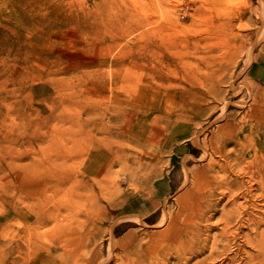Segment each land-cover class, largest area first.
I'll return each mask as SVG.
<instances>
[{
  "label": "rangeland",
  "instance_id": "rangeland-1",
  "mask_svg": "<svg viewBox=\"0 0 264 264\" xmlns=\"http://www.w3.org/2000/svg\"><path fill=\"white\" fill-rule=\"evenodd\" d=\"M115 1L118 0H0V264H31V255L36 250L32 247L36 244L28 248L23 245L18 258L25 257V263L22 260L15 262L18 252L10 253L13 231L21 228L22 235L26 234V228H22L25 220L17 217V220L12 221L7 213L12 163H25L26 158L22 157L27 155L24 153L30 148L35 150L38 147L42 136L40 134L44 131L54 133L55 130L56 133L64 134L72 129L76 131L79 123L83 122L90 126V158H93L94 152L107 148L108 145L111 149L107 159L114 156V153L131 159L126 171L133 178L130 183L126 182L123 179L126 172L118 165L105 170L103 176L98 175L103 165L96 164L93 159L87 162V169L80 168L83 175H90L94 179L98 177L96 180L103 177L107 184L112 178L119 180L116 195L110 197L114 206L105 205V202L100 207L97 202L92 206L85 201L67 202L69 205L63 207L59 219L65 214L72 218L83 217L87 220L84 222L85 232L65 235L59 228L58 231L54 229L53 222L42 227L38 242L36 241L40 247L36 246L40 250L39 255L48 261L38 264H125L132 262V258L139 253L151 256L147 258V262L152 264L159 261L173 264L177 252L187 256L192 245L202 242L205 237L207 240L204 250L187 264H260L254 258L257 254L254 239H260V234L256 235L254 229H237L235 220L234 224L231 223L230 230L228 229L234 231L233 237L229 234L222 235V225L218 224L216 228L194 233L188 239L190 241L180 247V251L177 245L176 248L163 251L159 241L165 237V225L160 222L162 211L176 209V197L188 187L183 184L185 173L189 174L190 180L194 171L208 160L197 159L202 155L198 143L209 140L221 128L243 125L248 121L247 109L251 100L246 97L243 87L239 86L237 90L235 85L243 81L254 93L264 98V49L261 50L264 40L258 38L264 28V0L221 1L223 14L218 19L222 20L226 11L233 15L231 31L226 36L232 53H227L229 57H226L220 71H223L220 74L223 81L220 79L219 85L216 84L218 96H208L209 102L187 103V107L183 106V113L178 108L180 104L177 95L181 87L177 83L185 76L190 64L193 66L198 61V56L179 50L189 43V39L207 36L210 15L204 0H134L135 13H154L152 18H158L153 26L162 27L167 33V39L171 38L168 39L171 40V50L160 45L157 40H140L139 37L147 29L145 27L128 34L122 33L120 24L128 21L124 15V4H130L131 0ZM160 20L165 23L162 24ZM247 33L256 39L251 55ZM203 42L207 43L206 39H202L200 47ZM150 43L155 48L153 53L145 48ZM142 45L144 49L141 48ZM145 71L146 80H142L141 84L136 82V77H140V73ZM148 83L153 91V98L163 110H168L167 116L154 118L155 114L164 112L162 110L145 118L141 117L148 104L147 101H138L135 94L138 97L148 87ZM230 84L235 91L230 90ZM114 95L119 101L113 98ZM240 98L247 99V106L241 108L234 104ZM224 100H230V103L225 115L219 117ZM107 104H117L118 108L112 107L108 114ZM208 107L212 109L209 110ZM110 112L116 114V120L109 119ZM192 120L196 122L193 121L192 124ZM102 124L110 125L109 133L97 131V126ZM94 141L98 144H94ZM124 144L130 147L125 148ZM149 146L150 148H146ZM234 149L233 143L226 146L228 151ZM217 158L218 156L214 157ZM245 160H251L250 153ZM83 166L84 164L81 165ZM245 179H238L237 189H242ZM55 197L61 203L70 198L67 192H58ZM240 202L241 199H238L237 203ZM260 203L262 202L259 201ZM220 207L208 222L202 223L216 222L222 212ZM210 213H206V216ZM134 215L142 219V224L131 222V216ZM249 232L250 239H247L245 234ZM84 234L87 240L79 239L73 245L64 240V237L74 239ZM54 238L60 240L57 241L58 248L48 250L53 248L51 243ZM244 250L248 254L246 262L240 259ZM56 252L59 256L55 255Z\"/></svg>",
  "mask_w": 264,
  "mask_h": 264
},
{
  "label": "bare ground",
  "instance_id": "bare-ground-1",
  "mask_svg": "<svg viewBox=\"0 0 264 264\" xmlns=\"http://www.w3.org/2000/svg\"><path fill=\"white\" fill-rule=\"evenodd\" d=\"M118 1H115V2H118ZM122 1L127 2V0H122ZM221 1L222 0H204V4L209 9L208 14L210 15L209 16L210 17V28L206 30L207 36H203L202 38L196 37L194 39H189V43L187 45H184V47L182 48L180 47L181 48V49L179 48L180 50L178 49L180 52L184 51L186 53L189 52L190 54L195 53L198 56V61H196V63H194L193 66L192 64H190L189 69L187 70L185 76H183L180 79V81L177 83L178 87H181V90L178 92V95H177L180 105L179 107L178 106L176 107L179 108L181 113H183L185 109L183 108V106L187 103L188 104H190V102L195 103V104H197L198 102L202 103L208 100V96L210 97L212 96L214 98L218 96L219 92L216 90V84H218L220 82V79H222L220 77V74L223 72L222 71L220 73V71L223 65L225 64L224 62H226V59H227L226 57L228 56L227 53L229 54L232 53V51L229 50V48L231 47V44L230 42L227 43L228 40L226 39V36L231 31L233 15H231L230 12L227 13L226 11V13L224 14V18L222 20L218 19V16L220 14H223L222 6L220 4ZM134 2H135L134 0H131L130 4L129 3L124 4L125 10H126L124 12V15H126V17L128 18V21L125 22L124 24H120L122 33L128 34L135 29L139 30L145 27L147 29L139 37L140 40H145L147 42L157 40L159 44L164 45L165 48L170 49V50L173 49L169 45V42L171 40L168 41V39H171V38L167 39V33L163 31L164 29L162 27L158 28L159 26L158 27L153 26V24L156 22V19L158 20V18L156 19L152 18L153 17L152 15L154 13H150V14L146 13L144 15L137 14V12L135 13L133 11ZM110 6L112 5L110 4ZM119 6L121 5L119 4ZM262 17L264 19V14ZM161 22L163 24L164 21H161ZM196 24L200 25V23H196ZM243 27H246V26H243ZM199 28L201 29V27ZM206 28H208L207 24H206ZM196 32L198 31L196 30ZM144 34H147V37L146 36L144 37ZM246 36L247 37L249 36L248 37L249 50H250V55H251L255 47L256 39H254L253 36L248 33ZM258 38H260V40L262 41L264 40V28H263V31L259 34ZM202 39H206L207 43L204 44L203 42V46L200 47L199 44L202 41ZM151 45L152 44L150 43L145 48H147L149 51L153 53L155 51V48L151 47ZM141 48L144 49V46L142 45ZM262 49H264V41L261 47V50ZM226 76L224 77L226 78ZM145 77H146V71L141 72L140 77L139 76L136 77V82L138 81V83L141 84L142 80L143 81L146 80ZM228 79H226V81ZM143 84L144 83H142V85ZM229 86L232 92L236 90L231 84L228 85V87ZM235 86H237V90H239L238 89L239 86L243 87L247 95L246 97L248 98V100H251V102L249 101L250 104L248 105L249 108L247 109L248 110L247 111L248 121L247 123H244L243 125H235L234 127H231V128H221L218 131L214 132L209 140H204L203 143L201 142L200 144L198 143L199 147L202 150V155L200 158L198 157L197 159L204 160L205 158H208V160L204 165H202L201 167L197 168L196 171H194L192 178L190 180L188 178L189 174L187 172L185 173V179H184L183 184L188 185V187L184 190L183 193L179 194L176 197L175 199L176 209L173 208L169 210H164L162 208L164 211H162L160 222H162L165 225L164 231H163V235H165V237L160 239L159 244L163 251L169 250L170 248H176V245L178 246L177 249L180 251V247L184 243H186V241H190L188 239L192 237L194 233L197 234L198 231H200L201 233L202 230L207 231L211 228H214V227L216 228L218 227V224L222 225L220 228L222 235L229 234L231 237H233L234 231L233 230L228 231V229L231 223H233V220H235L236 223L238 224V226L236 227L237 229H244V228H246L247 230L254 229V232L256 233V235L260 234V239H254L256 240L254 247L256 246L255 251L257 253L256 256L254 257L256 260L255 259L254 260L256 262H260V264H264V98L258 95V93L256 92L254 93L250 89V87H248V85L245 84L243 81L239 82L238 85H235ZM148 87L146 86L143 92H141V94L138 95V97L136 95L137 93L135 94V98L138 101H147L146 103L148 104V108L145 109L141 113L142 115L141 117H144V118L149 116L150 114L156 113V111L161 112L163 110L159 102L153 98V94H152L153 91L150 87V84L148 85ZM113 98H115L116 101H119L116 95H114ZM241 98L239 100L237 99L238 101H236L234 104L242 108L244 106H247L248 103L246 101L247 99L244 100ZM148 101L151 104H149ZM209 101L210 99L208 100V102ZM229 101L224 100L223 104L221 102L223 107L221 108L222 110L219 114V117H223L225 115L226 108L228 104L230 103ZM107 106L108 107H106V109H108V114H109V110H111L112 107L113 109L117 107V104L115 105L107 104ZM213 106L214 105L212 104V107ZM255 106L257 107L255 108ZM170 107H171V104H170ZM212 107L211 108L208 107V109L210 110L212 109ZM163 111L164 112L162 113L164 114L162 113L158 115L155 114L154 118L167 116L168 110L164 109ZM189 111H192V110H189ZM112 113L113 112H110L109 119L116 120V117H117L115 116L116 114L114 115ZM173 113H177V112H173ZM205 116H207V114H205ZM214 118H217V117H214ZM174 120H176V118H174ZM177 120H182V119H177ZM193 121L195 120H192V124H193ZM200 129L202 130V128ZM110 130H111V127L108 124H102V125L97 126L98 132L109 133ZM47 132L48 130L40 134L42 136L40 137L39 145L35 150H32L33 148H30L28 151L24 153V155H27V156L22 157V159L26 158L25 163H22V164L12 163L13 165L11 167V175L9 178V193H8L9 194L8 195L9 209L7 213H8V217H10L12 221H14L17 217L18 218L21 217L22 219H24L25 221L23 223L22 228H26L25 236L22 235L21 228L18 231L14 230L12 234V239L10 242V247H11L10 253L18 252L16 255L17 261L15 260V262H18V260L19 261L22 260V263L23 262L25 263L24 261L25 257L18 258L20 256L19 253L21 252L23 245H25L24 247L26 248L30 247L33 244L34 245L36 244L38 247H40L37 244L38 242L37 239L40 235V229L48 225L51 222H53L55 230L58 231V228H59L60 231L65 235L71 236L72 234H77L79 232L80 233L85 232V230L83 231L84 225H85L84 222L87 220H85L83 217L72 218V216L68 217L65 214L61 220L59 219L61 210L64 209L63 207L66 208V206L69 205V204L68 205L66 204L67 202H71L72 200L73 201L75 200L77 202L85 201L87 204H90L91 206L92 204L97 202V206L99 207L100 205H103V203L105 202V205L110 204L111 205L110 207H113L114 205L111 200L112 198L110 197L112 196L114 197L119 189L118 187L119 180L117 178L110 179V183L107 184L105 183L103 177L101 178V180H96L98 177L94 179L90 175L82 174V171L80 168L85 169L87 167V162L89 163L91 159L89 156L90 151H91L90 145H89L91 141V133H90V126H88L86 122L79 123V129H76V131L72 129L68 133H64V134H60L58 132L56 133L55 130H53L54 133H50L52 131H49V133ZM177 132L179 131L177 130ZM194 136L196 135L194 134ZM120 142L124 143V141H120ZM144 142L146 143V141ZM229 143L235 144L234 150L232 151L226 150V146ZM94 144H98L97 141H94ZM116 145L118 146L119 144H116ZM126 146L127 145H125V148H127L128 146L130 147V145H128L127 147ZM120 147L121 146H119V148ZM122 147L124 146L122 145ZM143 147H145V145ZM146 148H150V146ZM110 149L111 148H109L107 145V148L106 147L101 148L98 151L94 152V154H92L93 156L92 159L95 161V163L99 165L101 164L103 165L98 175L103 176L104 175L103 173L105 170L107 171L111 169V167L118 165L122 170L126 172V175L124 176L123 179L126 180V182L130 183L133 177L130 173L126 171V168L130 166L131 159H129L128 156L126 157L120 156L119 153L118 154L114 153V156H113L112 154L115 151L114 148H113L114 151L111 150L113 151L111 152L112 157L107 159L108 152L110 151ZM134 149L136 148L134 147ZM141 151H143V149ZM122 152L125 153L124 151ZM249 153L251 154V160L246 161L245 158L247 155H249ZM129 154H130V151H129ZM214 155L218 156V158L214 159L215 157ZM139 156H140V153H139ZM232 160H234V163H231ZM138 163H140V161ZM82 164H84L83 167H81ZM245 177H247V179H245ZM239 178L245 179L242 182V186H243L242 189L236 188V182L238 181ZM108 179H109V176H108ZM48 191H50V193H47ZM58 192L59 193L67 192L68 197L70 198L67 199L65 202L61 203L60 200L57 197H55ZM238 199H241L240 203H237ZM259 201L262 203L259 204ZM228 206H230L229 209L227 208ZM219 207H220V211H222L220 218L212 224L210 223L203 224L202 223L203 221L208 222L209 219L213 215L218 213ZM208 212H211V213L206 216V213ZM84 216L88 219L87 215H84ZM131 219H132L131 222L142 224V219H140L139 217L135 215L131 216ZM154 226L157 227V225H154ZM85 236H86L85 234L83 236L78 235L74 239L67 238V237L65 239L64 237V240H66L67 243L71 242V244L73 245V243H76V241H78L79 239L83 241L87 240L85 239L86 238ZM245 236L246 238L249 237L250 239V232L245 234ZM206 240L207 238L205 237L202 242L200 243L198 242V244H193L191 251L188 253L187 256L182 252H177L176 256L174 257L175 263L173 264H187V262H189L190 259L197 256L204 250L205 245H206L205 244ZM57 241L60 242V240H56L55 238L52 239L51 244L53 248H48V250L57 249L58 248ZM212 242L214 245L215 239L214 241L212 240ZM36 245L32 247H34V249H36L37 252H35L36 250L35 251L32 250L33 253L31 255V252L28 251L30 252V255H31V261H32L31 264H38V262L44 263L45 260L48 261L47 258H44L39 255L40 253L38 251L40 250L37 248ZM245 245H247V243ZM174 250L175 249H173V251ZM245 251L246 250H244V252L241 253L240 259L242 261H245V260L248 261V254L245 253ZM28 252H26L27 255H28ZM222 252H223V249H222ZM26 253H25V256H26ZM56 254L59 256L58 252H56L55 255ZM249 256H252V255H249ZM150 257L151 256H148L144 253H139L137 256H134L132 258V262H126L125 264H152V262L150 261L147 262V258L149 259ZM212 258L214 259L215 257H212ZM157 264H167V263H163L159 261L157 262Z\"/></svg>",
  "mask_w": 264,
  "mask_h": 264
}]
</instances>
